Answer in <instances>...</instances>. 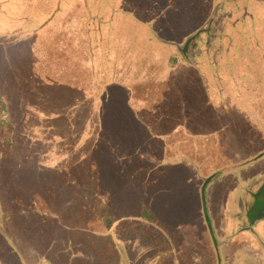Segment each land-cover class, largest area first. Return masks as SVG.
<instances>
[{"label": "trees", "instance_id": "obj_1", "mask_svg": "<svg viewBox=\"0 0 264 264\" xmlns=\"http://www.w3.org/2000/svg\"><path fill=\"white\" fill-rule=\"evenodd\" d=\"M185 2L200 26L178 42L118 11L180 66L164 79L109 75L112 18L0 44V264H70L68 248L120 264L129 241L157 264H232L248 219H264V203L249 215L264 179V0Z\"/></svg>", "mask_w": 264, "mask_h": 264}, {"label": "rangeland", "instance_id": "obj_2", "mask_svg": "<svg viewBox=\"0 0 264 264\" xmlns=\"http://www.w3.org/2000/svg\"><path fill=\"white\" fill-rule=\"evenodd\" d=\"M0 9H10L15 18L26 16L21 22L22 20L6 19L0 14V44H7L9 47L46 35L47 29L57 28L66 18L70 19L67 23L74 29L80 28L88 15L102 23H107L112 18L111 36L114 55L111 57L109 75L120 77H124L127 73L128 75L132 74V76L148 74L157 79H164L176 75L180 66L170 67L166 64L164 60L166 50L162 47L163 44L154 39L147 29L143 30L142 35L125 29L127 23L131 22V17L121 15L118 11L141 18L164 40L178 42L188 33L187 28L195 31L200 26V23H189L194 15L192 9L186 5L185 0H0ZM52 14H54L51 17L52 20L45 29H36L30 32L31 16L34 17L32 22L34 25L46 17L45 20H47ZM83 17L85 19L80 22ZM26 24L27 26H25ZM131 24L133 23L131 22ZM19 26H23V28H19ZM166 47L167 50H170V46ZM123 69H125L124 73H122ZM91 105L93 103L90 102V98L80 104L83 111L79 117H90L94 114L95 110ZM95 120L96 117L94 116L93 121ZM80 128L81 124L79 123L77 131ZM85 144L87 145V143ZM261 166L264 168V163ZM259 181L263 182H260L258 188L264 189V179L260 178ZM258 190H256V198L254 197L249 206L250 217L255 215L258 207L264 203V190L257 194ZM173 205L174 215L184 214L185 202L177 200ZM212 224L215 225L214 221ZM260 227L249 232L257 246H248L242 251L253 261L264 264V253L260 251V249L263 250L261 246L264 245V233L263 230L259 231ZM233 246V244H227L223 250L228 252ZM144 247L147 248L144 243L133 245L131 241L128 242L131 255L129 264H149L151 257L146 255ZM67 251L70 264H92L88 255L81 257L77 254L78 248H68Z\"/></svg>", "mask_w": 264, "mask_h": 264}, {"label": "crops", "instance_id": "obj_3", "mask_svg": "<svg viewBox=\"0 0 264 264\" xmlns=\"http://www.w3.org/2000/svg\"><path fill=\"white\" fill-rule=\"evenodd\" d=\"M0 14H2L6 19H11V20H18V21H21V22H23L24 21V19H25V17L26 16H23V17H21V18H15L14 16H13V13L10 11V9H6V10H2V9H0ZM53 15L54 14H52V16H49V18L47 19V20H45L46 18H44L41 22H38V23H36V24H34V25H32V22H33V20H34V17L33 16H31V20H30V25H29V29H30V32H32L33 30H36V29H39V30H42V29H45L46 27H47V24L50 22L49 21V19H51V17H53ZM25 26H27V24L25 25ZM19 28H23V26H19ZM8 33V32H7ZM208 203H209V205L208 206H210V200L208 199ZM261 226V227H260ZM245 227H247V226H245ZM256 227H260L259 228V231L260 230H263V233H264V219H261V220H259L258 222H256L255 223V225H253V227L252 228H248V229H246V230H244V233H242L239 237V239H238V243L236 244L237 245V247L238 246H240V249H234L235 251H234V255H233V262H232V264H236V262H237V264H239V260H242L243 259V257L244 256H246V257H248V258H250L251 259V257H249L248 255H245L244 253H243V251L242 250H244L246 247H248V246H257V243H256V241H254L252 238H251V235H249V232L250 231H253V229H256ZM255 232V231H254ZM233 241H234V239H232ZM231 240V241H232ZM139 242V243H138ZM137 242V244H141V242L140 241H138ZM232 243V242H231ZM230 243V244H231ZM224 247H226V245L224 246ZM223 247V248H224ZM148 248V247H147ZM146 248V249H147ZM143 249H145V247L143 248ZM260 251L262 252V253H264V251L262 250V249H260ZM123 257H125L126 258V263L127 264H129V261H130V257H128L127 256V254H126V252H122L121 253V262H120V264H123ZM238 260V261H237ZM149 264H157V257H151V260H150V262H149Z\"/></svg>", "mask_w": 264, "mask_h": 264}, {"label": "water", "instance_id": "obj_4", "mask_svg": "<svg viewBox=\"0 0 264 264\" xmlns=\"http://www.w3.org/2000/svg\"><path fill=\"white\" fill-rule=\"evenodd\" d=\"M264 207V206H263ZM258 217V216H257ZM263 218H264V214H263ZM256 221V220H255ZM254 220L252 219H248V223L246 224V226L248 227V228H252L253 227V225H254ZM123 264H127L126 263V258L125 257H123Z\"/></svg>", "mask_w": 264, "mask_h": 264}]
</instances>
